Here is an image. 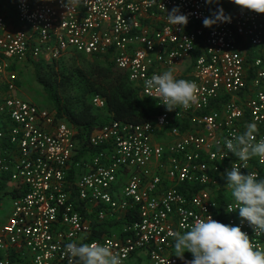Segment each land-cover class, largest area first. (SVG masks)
Masks as SVG:
<instances>
[{
  "label": "built area",
  "instance_id": "built-area-1",
  "mask_svg": "<svg viewBox=\"0 0 264 264\" xmlns=\"http://www.w3.org/2000/svg\"><path fill=\"white\" fill-rule=\"evenodd\" d=\"M177 6L186 25L168 21ZM219 6L231 22L206 27L218 5L205 0H76L69 8L67 0H0V189L12 199L0 224V264H80L66 246L93 242L122 264L143 251L150 264H186L192 254L178 257L169 233L208 215L240 226L264 250V231L242 222L226 187L233 164L264 178L258 156L240 161L226 147L250 123L252 142L264 139V13L233 0ZM70 54L112 62L162 110L151 121L112 120L88 134L17 94L19 63ZM168 69L198 85L187 109L167 110L158 89L145 87ZM92 103L102 108L105 98ZM81 141L90 150L78 157ZM80 203L98 222L132 206L138 218L89 240L94 227Z\"/></svg>",
  "mask_w": 264,
  "mask_h": 264
},
{
  "label": "clouds",
  "instance_id": "clouds-1",
  "mask_svg": "<svg viewBox=\"0 0 264 264\" xmlns=\"http://www.w3.org/2000/svg\"><path fill=\"white\" fill-rule=\"evenodd\" d=\"M76 0H67V7L74 5ZM215 2L218 7L211 16L205 17L206 27L219 23H230L231 15L226 13L220 0H205ZM237 5L257 13H264V0H233ZM168 21L173 25H186L189 16L181 11L179 6L168 10ZM145 87L158 89L159 97L163 98L167 110L173 111L178 107L187 109L197 101L198 85L194 81L178 79L173 69L162 74H154L145 80ZM256 124L247 125L242 135L226 142L228 151L240 160L247 161L258 156L264 161V139L253 143ZM226 187L231 189L242 222L246 221L255 231H264V178H258L255 173L245 175L235 164L226 172ZM229 211V210H228ZM231 212V211H229ZM174 238V248L181 259L185 253H191L193 259L186 264H264V250L256 247L249 235L240 226L226 225L208 215L206 220L199 219L190 230L169 233ZM67 252L78 258L80 264H122L121 258L105 245L95 242L88 244L69 243Z\"/></svg>",
  "mask_w": 264,
  "mask_h": 264
},
{
  "label": "trees",
  "instance_id": "trees-1",
  "mask_svg": "<svg viewBox=\"0 0 264 264\" xmlns=\"http://www.w3.org/2000/svg\"><path fill=\"white\" fill-rule=\"evenodd\" d=\"M30 63L34 77L46 93L52 106L50 108L57 117L88 134L112 120L134 123L151 121L162 110L155 100L144 96L132 85L126 72L99 56L70 54L54 63L43 60ZM95 95L105 98L104 107L93 105ZM177 124L183 128L187 126L183 122ZM80 143L78 157L90 150L85 142ZM79 206L85 213V204L80 203ZM86 216L91 218L94 227L89 240H94L116 224L117 228H121L123 224L137 219L138 208L132 206L122 217L103 222L96 221L92 215Z\"/></svg>",
  "mask_w": 264,
  "mask_h": 264
},
{
  "label": "rangeland",
  "instance_id": "rangeland-1",
  "mask_svg": "<svg viewBox=\"0 0 264 264\" xmlns=\"http://www.w3.org/2000/svg\"><path fill=\"white\" fill-rule=\"evenodd\" d=\"M18 76L20 79V88L17 91L18 95L23 98L30 99L42 106L52 107L49 99L46 96L43 88L37 83L34 77V70L30 61L19 63L17 67ZM12 207V199L9 195L0 192V224L4 222L10 214ZM146 258L140 264H147ZM132 264V263H131Z\"/></svg>",
  "mask_w": 264,
  "mask_h": 264
},
{
  "label": "crops",
  "instance_id": "crops-1",
  "mask_svg": "<svg viewBox=\"0 0 264 264\" xmlns=\"http://www.w3.org/2000/svg\"><path fill=\"white\" fill-rule=\"evenodd\" d=\"M18 93V92H17ZM20 96V95H19ZM1 191H4L2 189H0V192ZM8 218V217H7ZM7 220V219H6ZM5 220V221H6ZM4 221V222H5ZM2 222V223H4ZM1 223V224H2ZM144 258H146V260L148 261L147 264H150V259H149V256H148V253L146 251H143V252H139V253H136L133 257L130 258V260L126 263V264H138V261L140 260V263H142L144 261ZM139 263V264H140Z\"/></svg>",
  "mask_w": 264,
  "mask_h": 264
}]
</instances>
